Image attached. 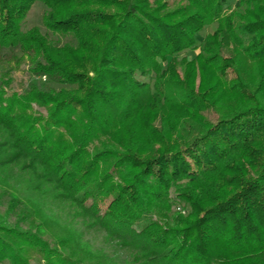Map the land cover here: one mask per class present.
<instances>
[{
    "label": "trees",
    "instance_id": "obj_1",
    "mask_svg": "<svg viewBox=\"0 0 264 264\" xmlns=\"http://www.w3.org/2000/svg\"><path fill=\"white\" fill-rule=\"evenodd\" d=\"M62 212L122 264H264V0H0V264H118Z\"/></svg>",
    "mask_w": 264,
    "mask_h": 264
},
{
    "label": "rangeland",
    "instance_id": "obj_2",
    "mask_svg": "<svg viewBox=\"0 0 264 264\" xmlns=\"http://www.w3.org/2000/svg\"><path fill=\"white\" fill-rule=\"evenodd\" d=\"M229 1L231 4L236 5L239 0H229ZM171 9H174V8H171ZM43 10H44V8L42 5H39L32 10V13H31V15L28 19V23H27L28 28L33 27V26H40ZM210 32L211 31H207L205 34H208ZM202 38H201V36H199L197 41L200 42V40ZM30 82H31V78L26 72V67L23 65L22 70H20L14 74L13 89L16 92L21 93L23 91V89L26 88ZM215 117H216L215 115H212L211 119L214 121ZM49 205H50V208H52V206H54V207L56 206L54 203L53 204L48 203L47 207ZM177 211L179 212L181 210L177 209ZM65 213L64 212H62V214L60 213L61 218H62V223H61L62 225H60L61 227L62 226L64 228L73 227L74 231L78 234L79 237H82V234L85 233L87 235V239H85V241L89 242L91 249L94 253H95V250L104 249L106 251V253H104V255L109 257L113 261H116V263L122 264L125 261V255H124V253H121V249H117V248L111 246L110 244H108V242H105L106 240H103L102 236H100V235L90 234V232L86 229V227L83 228L81 226L82 222L80 219L79 220L75 219V220L71 221L68 218L67 214H65ZM53 222H54V220H53ZM108 241L111 244L113 243L110 240H108ZM32 260H33L32 264H45V262L40 260L38 257H32Z\"/></svg>",
    "mask_w": 264,
    "mask_h": 264
}]
</instances>
